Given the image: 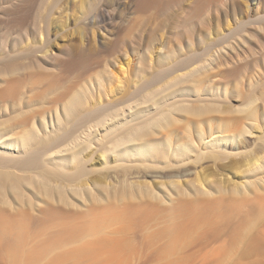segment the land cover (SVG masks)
Instances as JSON below:
<instances>
[{"label": "rangeland", "instance_id": "obj_1", "mask_svg": "<svg viewBox=\"0 0 264 264\" xmlns=\"http://www.w3.org/2000/svg\"><path fill=\"white\" fill-rule=\"evenodd\" d=\"M194 1L135 11V0H0V264H23L22 253L27 264H264V209L259 214L256 208L264 196V160L262 169L260 161L249 171L239 164L264 147V0L201 2L188 16L185 8ZM100 9L110 11L106 20ZM112 97L122 100L118 116L125 114L106 120L96 110ZM185 104L193 111L204 107L200 119L183 111ZM165 111L170 128L163 122L158 125L163 131L149 127V139L162 145L165 157L126 160L108 151L115 139L134 137L141 121L148 125ZM91 119L97 124L88 143L89 123H83ZM210 128L227 138L210 140ZM189 140L192 151L178 153ZM67 148L81 149L86 161L75 168L61 161ZM99 177L107 178V185H94ZM196 177L206 191V179L222 181L227 191L238 186L248 195L244 205L230 209L226 192L219 211L203 208L195 218L178 212L172 219L171 208L185 196L174 193L169 182L188 188ZM126 182H142L162 196L134 191L121 201L118 192ZM82 183L83 198L71 191ZM216 197L214 192L211 198ZM107 204L117 210L132 205L119 220L123 225L116 222V230L107 233L117 242L83 248L73 257L72 249L93 238L82 226ZM247 218L252 228H244ZM176 223L193 231L172 255L164 252L165 232Z\"/></svg>", "mask_w": 264, "mask_h": 264}, {"label": "bare ground", "instance_id": "obj_2", "mask_svg": "<svg viewBox=\"0 0 264 264\" xmlns=\"http://www.w3.org/2000/svg\"><path fill=\"white\" fill-rule=\"evenodd\" d=\"M175 1H177V0H135V5L133 6V7H135V11H149L150 9H153V8H160L162 5H165L166 3H170V2H175ZM218 1H220V0H196V1H194V2H191L190 3V5L187 7V8H185V11H186V14L188 15H191V14H194L196 11H198L202 6V4H201V2H203L204 4H213V3H216V2H218ZM204 7V6H203ZM161 9V8H160ZM107 13L108 14H110V11L108 10V11H105V9H100V11H99V15L104 19V20H106V16H107ZM188 15V16H189ZM73 64V63H72ZM196 69V68H195ZM191 70V69H190ZM193 70V69H192ZM194 72V71H193ZM190 73H192L191 71H190ZM179 75H180V73H179ZM178 75V76H179ZM191 75V74H190ZM185 76V75H184ZM184 78V77H183ZM170 80H171V78H169ZM177 79V78H176ZM186 79H189V78H186ZM166 80V79H165ZM168 80V79H167ZM169 80V81H170ZM178 80V79H177ZM194 80V79H193ZM164 81V80H163ZM182 81H184V80H182ZM181 81V82H182ZM187 81V80H186ZM173 82V81H172ZM185 82V81H184ZM192 82V81H191ZM174 83V82H173ZM172 83V84H173ZM177 83H178V81H177ZM164 84V83H163ZM166 84V83H165ZM172 84H170V85H172ZM169 85V86H170ZM174 85V84H173ZM175 85H176V83H175ZM158 86V85H157ZM156 86V87H157ZM168 86V85H167ZM167 86H166V88H167ZM155 88V87H154ZM163 88V87H162ZM170 88H172V87H170ZM153 89V88H152ZM165 89V88H164ZM163 89V90H164ZM168 89V88H167ZM166 89V90H167ZM158 90V89H157ZM159 91H160V89H159ZM128 92V91H127ZM150 92V91H149ZM156 94V93H155ZM127 95H128V93H127ZM120 96H121V94H120ZM124 96H125V94H124ZM129 96V95H128ZM127 96V97H128ZM75 97V96H74ZM122 97V96H121ZM140 98V97H139ZM108 99V98H107ZM106 99V100H107ZM124 100V99H123ZM69 101V100H68ZM77 101H79V100H77ZM119 101H121L122 102V100H121V98H119V97H112L110 100L108 99L107 101H105V103H103V104H105L104 106L103 105H101V108L99 109V110H96V113L98 112V113H104L103 115H105L104 116V119H106L107 120V117L109 116L111 119H115V118H117V117H121L122 115H123V113L120 115V116H118L120 113L118 112V111H120L121 110V106H120V108H119ZM144 101H146V100H144ZM139 102V101H138ZM142 102V101H141ZM155 102V101H154ZM66 103H68V102H66ZM74 103V102H73ZM75 103H76V101H75ZM144 103V102H143ZM146 103H151V102H146ZM80 104V103H79ZM142 104V103H141ZM82 105V104H81ZM121 105V104H120ZM123 105V104H122ZM127 105V104H126ZM75 106V105H74ZM124 106V105H123ZM185 106V107H184ZM144 107V106H143ZM175 107V106H174ZM182 108H183V111H185L186 113L188 112H196L195 114L196 115H198L199 116V119H200V115L202 114V109H204V107L203 108H200L199 106V108L201 109V111H200V109H198L197 111H193V107H192V105H188L187 104V106H186V104L185 105H183V106H181ZM202 107V106H201ZM68 108H70V107H68ZM180 108V107H179ZM182 108H180V109H182ZM193 108V109H192ZM65 109V108H64ZM75 109V108H74ZM96 109V108H95ZM143 109V108H142ZM163 109V108H162ZM165 109V108H164ZM172 109V108H171ZM192 109V110H191ZM210 109H212V108H210ZM213 109H214V107H213ZM132 110V109H131ZM130 110V111H131ZM137 110H139V109H137ZM161 110V109H160ZM159 110V111H160ZM215 110V109H214ZM101 111V112H100ZM123 111V110H122ZM142 111V110H141ZM241 111H242V109H241ZM137 112V111H136ZM136 112H133L132 113V115H137L138 113H136ZM139 112V111H138ZM171 112V111H170ZM172 112H173V110H172ZM182 114L183 113V115H184V112H182V110L179 112V114ZM78 114V113H77ZM125 114V113H124ZM144 114V113H143ZM158 114V113H157ZM248 116H250V117H252V115H253V111H251V110H249L248 111ZM73 115V114H72ZM82 115V114H81ZM102 115V116H103ZM156 115V114H155ZM70 116V115H69ZM84 116H85V114H84ZM152 116H154V115H152ZM160 116V115H159ZM159 116H158V118L156 119L155 118V120L152 118V117H150V118H152L153 119V122H151L150 124H146L145 122H143L142 123V121H141V124H144V125H139L138 127H139V130H137V131H135L136 133H134V134H132L134 137H129V134L127 135V133H126V136H123L122 134V136H120V138L118 137V139L116 140L115 139V141H114V143H112L111 141V143L113 144L112 145V147L108 150V151H110V153L112 152V153H114V154H116V156H118V158L119 159H129L130 157V159H132V156L134 157V156H143V155H145V156H147V157H151V158H158L160 155L161 156H163V157H165L166 155H165V153H161L160 152V150H161V146H160V149H159V146L158 145H156V144H154L153 142H151V139H149V137H150V134L152 135V133H151V131H152V128L151 127H154V126H160V124L163 122V126H164V124L166 125L165 127H163V128H168L167 127V124H169V122L171 123V121H170V116L169 115H167L166 114V111H165V113L164 114H161V117L159 118ZM73 117V116H72ZM76 117V116H75ZM86 117H88V116H86ZM86 117H84V121H85V119H86ZM108 117V118H109ZM140 117V116H139ZM149 117V116H148ZM155 117V116H154ZM172 117V116H171ZM174 117V116H173ZM70 118V117H69ZM80 118V117H79ZM101 118V117H100ZM176 118V117H175ZM203 118V117H202ZM75 119V118H74ZM88 119V118H87ZM86 119V120H87ZM92 119H94V118H92ZM91 119V120H92ZM98 119V118H97ZM143 119V118H142ZM196 119H198V118H196ZM251 119V118H250ZM68 120V119H67ZM102 120H103V117H102ZM102 120H99L100 122L102 121ZM118 120V119H117ZM144 120H146V119H144ZM143 120V121H144ZM89 121V120H88ZM86 122V124H84L83 123V125H87V123H89L88 124V126H86V128H88L89 129V133L87 134V139L86 140H88V143H89V139H90V137H91V134H92V132L94 131V129H93V124L94 125H96L97 123H96V121L94 120V123H93V120H92V122L91 121H89V122ZM110 121H112V120H110ZM150 121H152V120H150ZM175 121V120H174ZM63 122V121H62ZM68 122V121H67ZM73 122H74V120H73ZM81 122H83V120H81ZM104 122V121H103ZM134 122V121H133ZM149 122V121H148ZM147 122V123H148ZM196 122H197V120H196ZM74 123H76V121L74 122ZM78 123V122H77ZM76 123V124H77ZM100 124V123H99ZM172 124V123H171ZM72 125V124H71ZM82 125V124H81ZM122 125V124H121ZM134 125V124H133ZM162 125V124H161ZM75 126V125H74ZM77 126V125H76ZM158 126V127H159ZM67 127V126H66ZM72 127H73V125H72ZM78 127V126H77ZM112 127V126H111ZM149 127L151 128V131L149 130ZM161 127V126H160ZM157 128L156 127V129H162V131H163V128ZM130 128V127H129ZM137 128V127H136ZM170 128V127H169ZM168 128V129H169ZM247 128V127H246ZM61 129V128H60ZM108 129V128H107ZM155 129V130H156ZM63 130H65V129H63ZM68 130H69V128H68ZM111 130H113V129H111ZM129 130V129H128ZM67 131V130H66ZM110 131V130H109ZM124 131V130H123ZM161 131V130H160ZM165 131V130H164ZM55 132V131H54ZM58 132H59V130H58ZM63 132V131H62ZM69 131H67V133H68ZM72 132V131H71ZM128 132V131H127ZM130 132V131H129ZM158 132V131H157ZM215 132H217V131H215V130H212L211 128L209 129V131H208V134L206 135L207 137H209L210 138V140H211V138H217L218 137V139H226L227 137H226V135L224 136V135H219V134H215ZM244 132V131H243ZM242 132V133H243ZM248 132V131H247ZM64 133V132H63ZM95 133V132H94ZM125 133V132H124ZM133 133V132H132ZM167 133V132H166ZM202 134H199L200 136H204L205 135V132H201ZM57 134V133H56ZM65 134V133H64ZM70 134V133H69ZM76 134V133H75ZM104 134V133H103ZM102 134V135H103ZM166 135V134H165ZM51 136V135H50ZM170 136V135H169ZM58 137V136H57ZM79 137V136H78ZM168 138V137H167ZM48 139H49V137H48ZM48 139H47V141H48ZM54 139V138H53ZM52 138H51V140H53ZM65 139V138H64ZM85 139V138H84ZM190 140H193V139H191V138H189ZM50 140V141H51ZM67 140V139H66ZM70 140V139H69ZM72 140V139H71ZM82 140V139H81ZM169 140V139H168ZM187 141V143L186 142H184L185 144H183V146L182 147H180L179 149H178V153L179 152H190V151H192V146H193V144H192V142L191 141ZM209 140V139H208ZM63 141V140H62ZM75 141H77V140H75ZM102 141V140H101ZM113 141V140H112ZM24 142V141H23ZM33 142V141H32ZM36 142V141H35ZM68 142V141H67ZM80 142V141H79ZM87 142V141H86ZM166 142V141H165ZM169 142V141H168ZM61 143V142H60ZM64 143V142H63ZM63 143H62V145H63ZM84 143H85V141H84ZM51 144V143H50ZM80 144V143H79ZM87 144V143H86ZM85 144V145H86ZM170 144V143H169ZM72 145V144H71ZM75 145H76V143H75ZM88 145V144H87ZM64 146V145H63ZM69 146V145H68ZM62 147V146H61ZM64 147H66V146H64ZM63 147V148H64ZM72 147V146H71ZM80 147V146H79ZM104 147V146H103ZM109 147V146H108ZM262 147V146H261ZM57 148V147H56ZM74 148V147H73ZM102 148V147H101ZM58 149V148H57ZM61 149V148H60ZM68 149V152H69V154L68 155H65L64 154V156H60V157H58V158H60V160L62 161H68V162H73V166L74 167H72V168H75V165H81L82 163V161H84L85 160V157H83V155H82V153H81V149H72L71 148V150L69 149V148H67ZM84 149H85V147H84ZM105 149H106V147H105ZM55 150V149H54ZM54 150H52V151H54ZM59 150V149H58ZM65 150V149H64ZM63 149L62 150H60L61 152H63L64 151ZM66 151V150H65ZM103 151V152H102ZM101 152V156H103V155H106L104 152V150H102ZM107 151V152H108ZM255 151V150H254ZM59 152V151H58ZM109 153V152H108ZM212 153V152H211ZM214 153V152H213ZM250 153V152H249ZM52 154L53 153H51V156H52ZM60 154V153H59ZM208 154V153H207ZM262 154H264V147H262V148H260V149H258V150H256L255 152H253L252 151V153H250V154H247V157H245L244 158V156L241 158L242 160H241V162H243V163H239V164H241V166H242V164H243V167L245 166L246 167V169L249 171V169L250 170H252V166H254V165H256V163L257 162H259L260 161V166H261V164H263L262 163V161L264 160V156L262 155ZM55 155V154H54ZM89 155V154H88ZM211 155V154H210ZM209 155V156H210ZM212 157H213V155H211ZM198 157V156H197ZM203 157V156H202ZM204 157H205V155H204ZM49 158H51V157H49ZM83 158H84V160H83ZM87 158V157H86ZM155 158V159H156ZM52 159V158H51ZM53 159H54V157H53ZM88 159H89V157H88ZM87 159V160H88ZM129 159V160H130ZM166 159V158H165ZM215 159H216V157H215ZM105 160V159H104ZM148 160V159H147ZM54 161V160H53ZM86 161V160H85ZM197 161V160H196ZM120 162V161H119ZM171 163V162H170ZM169 163V164H170ZM75 164V165H74ZM84 164H85V162H84ZM83 164V165H84ZM116 164V163H115ZM118 164V163H117ZM122 164V163H121ZM145 165H146V163H144ZM149 164V163H148ZM238 164V165H239ZM62 165V164H61ZM125 165H127V164H125ZM257 166V165H256ZM260 166H258L260 169H262V166L260 167ZM57 167V166H56ZM101 167H102V165H101ZM61 168V167H60ZM77 168V167H76ZM78 168H79V166H78ZM93 168V167H92ZM64 169V168H63ZM83 169V168H82ZM90 169V168H89ZM184 169V168H183ZM259 169V170H260ZM66 170V169H65ZM64 170V171H65ZM74 170V169H73ZM86 170V169H85ZM93 170V169H92ZM123 170H124V172H125V174L126 173H128V169H127V166L125 167L124 166V168H123ZM64 171H63V173H64ZM78 170H76V172H77ZM80 171V170H79ZM189 170H186V173H189L188 172ZM241 171V170H240ZM246 171V170H245ZM247 171V172H248ZM55 172V171H54ZM66 172V171H65ZM69 172V171H68ZM89 172V171H88ZM123 172V171H122ZM70 173V172H69ZM78 173V172H77ZM76 173V174H77ZM185 173V172H184ZM184 173H183V175H184ZM124 174V173H123ZM190 174V173H189ZM61 175V174H60ZM71 175V174H70ZM186 175V174H185ZM209 175V174H208ZM68 176V175H67ZM83 176V175H82ZM81 176V177H82ZM42 177V176H41ZM49 177H51V176H49ZM76 177V176H75ZM78 177V176H77ZM97 177V176H96ZM197 178V177H196ZM96 179V178H95ZM41 180V179H40ZM98 181H92L93 182V184L94 185H97V184H95V183H97V182H99V183H102L103 185L105 184V185H107V178H103V177H99L98 179H97ZM197 180V181H196ZM195 181L193 180V181H191L192 183V187L190 186L189 187V185H188V188H186V187H184L183 185L182 186H180V185H178L177 183V181H171V182H169L171 185H172V187H173V191H175L174 193H176L178 196H185V197H183V199H181L180 200V203H179V198H178V203L180 204L178 207H176V208H171L170 210H171V215H172V219H174L175 218V216L178 214V212H185V213H188L187 215L189 216H191L190 218H195V216L196 215H198V212H200L201 213V211L203 210V208H207V209H210V210H217V211H219L220 209H221V204H223V201H224V199L222 198V197H224V196H222L223 195V193H224V195L226 194V192H228V194L230 195H227V196H229L228 198V200H230L229 202L230 203H232V205L231 204H229V202H228V204H227V206H229V208L230 207H232V208H230V209H233V210H235L236 208L238 209V207L240 208V205L241 204H243L244 202H245V200L247 199H245V197H247L248 195H247V193H246V191L244 192L243 190H244V188L242 189V191H243V193L242 192H239V190H240V188L237 186V187H233L232 189H229V191H227V189L225 190V188L224 187H222L221 185H222V181H221V183L220 182H218V179H217V181L215 182H211V181H207V179L205 180L206 182V185L207 186H209V189L206 191V190H204V189H201V187H202V183H200L199 181H198V178L196 179ZM209 180V179H208ZM88 181H90V180H88ZM169 181V180H168ZM43 182V180H41V182L40 183H42ZM45 182V181H44ZM47 182V181H46ZM54 182V181H53ZM58 182V181H57ZM112 182V181H111ZM110 182V180L108 181V184H110L111 183ZM180 182V181H179ZM197 183V184H199V186H197V185H195L194 183ZM218 182V183H217ZM247 183H248V181H246ZM54 183H56V181L54 182ZM135 182H130V184L128 183V182H126V183H122L123 185L121 186V188H120V190H119V194H120V192H122V196L120 197V198H118V199H121V201H123V200H125V199H127V198H131L130 197V195L135 191V192H137V194H139L140 193V195H141V193H143V195H144V193L145 194H148V195H153V196H156L157 198H159L160 196H162L161 194H160V196H157V194L154 192V190H152L151 188H149V187H147V185H144V183H142L141 182V184H138V185H136L135 186V184H134ZM137 183V182H136ZM185 183H187V181L185 182ZM56 184H58V183H56ZM85 184H87V182H85ZM102 184H100V185H102ZM117 184V183H116ZM120 184V183H119ZM118 184V185H119ZM168 184V183H167ZM243 184V183H242ZM249 184V183H248ZM263 184V183H262ZM49 185H50V183H49ZM103 185H102V187H103ZM149 185V184H148ZM163 185V184H162ZM42 186V185H41ZM76 187L73 189V190H71V191H74L77 195H82V190L84 189L83 188V186H84V184L82 183V184H78V185H75ZM201 186V187H200ZM242 186V185H241ZM262 186H264V185H262ZM261 186V187H262ZM50 187V186H49ZM105 187V186H104ZM120 187V186H119ZM47 188V187H46ZM70 188V187H69ZM238 188V189H237ZM58 189V188H57ZM92 189V188H91ZM116 189L117 188H115L114 189V192L116 191ZM43 190H44V188H43ZM66 190V189H65ZM68 190V189H67ZM87 190V189H86ZM86 190H84V191H86ZM105 190H107V189H105ZM51 191V190H50ZM70 191V190H69ZM101 191V190H100ZM107 191H109V190H107ZM106 191V192H107ZM172 191V192H173ZM254 191H256V190H254ZM262 191V190H261ZM87 192H88V190H87ZM106 192H104V193H106ZM128 192V193H127ZM169 192V191H168ZM214 192H216V193H218V197H216V198H211L212 197V195H213V193ZM264 192V191H263ZM262 192V193H263ZM62 193V192H61ZM108 193V192H107ZM127 193L128 195H129V193H130V195L128 196V195H125V194ZM74 194V193H73ZM110 194V193H109ZM134 194V193H133ZM132 194V195H133ZM250 194V193H249ZM260 194V193H259ZM75 195V194H74ZM83 195H85V194H83ZM82 195V198L84 197ZM96 195V194H95ZM115 195H117L116 193H115ZM131 195V196H132ZM140 195H139V197H140ZM147 195V196H148ZM170 195V194H169ZM262 195H264V194H262ZM86 196V195H85ZM110 196V195H109ZM127 196V197H126ZM136 196V195H135ZM138 196V195H137ZM146 196V197H147ZM173 196V195H172ZM261 196V195H260ZM97 197V196H96ZM111 197V196H110ZM134 197V196H133ZM150 197V196H149ZM155 197V198H156ZM177 197V196H176ZM259 197V196H258ZM262 197V196H261ZM67 198V197H66ZM106 198V197H105ZM141 198H143V197H141ZM141 198H140V200H141ZM154 198V199H155ZM185 198V199H184ZM221 198L223 199L222 200V203H221ZM226 198V197H225ZM65 199V198H64ZM95 199V198H94ZM110 199V198H109ZM109 199H107V200H109ZM133 199V198H132ZM131 199V200H132ZM245 199V200H244ZM258 199V198H257ZM262 201L260 202L259 201V203L258 204H256V208L259 210V214H261L260 212H262V211H260V210H263L264 209V196L262 197ZM93 200V199H92ZM101 200V199H100ZM113 201H114V203H115V200H114V198L112 199ZM135 200H137V198L135 199ZM227 200V199H226ZM102 201V200H101ZM105 201V200H104ZM157 201H159V199L157 200ZM69 202V201H68ZM132 202H134V201H132ZM131 202V203H132ZM225 202V201H224ZM101 203V202H100ZM106 203H108V202H106ZM106 203H104V204H106ZM114 203H112V205H114ZM129 203V202H128ZM104 204H102V205H104ZM127 204V203H126ZM110 205V204H109ZM118 205V204H117ZM123 205V204H122ZM136 205V204H135ZM139 205V204H138ZM226 205V204H225ZM225 205L223 204L222 206H224L225 207ZM244 205V204H243ZM258 205V206H257ZM96 206V205H95ZM107 206H108V204H107ZM106 206V207H107ZM115 206V205H114ZM132 206V205H131ZM131 206H130V208H129V206H128V208H126V209H121V210H117L115 207L113 208V206H108L109 208H107L106 209V207L105 208H103L104 210H100V214H92V216L90 217L91 219H89L88 220V223H86L85 225H83L82 226V229H81V231H83V234L85 233L86 235H89V236H91V235H93V238L91 239V241H87V239L85 240L86 241V243H84V241H82L83 242V245H82V243H81V246L82 247H79L78 245V248L76 249L75 248V250L74 249H72L71 251H72V255L74 254V256L73 257H75L76 255H78V254H76V253H79L83 248L84 249H86L85 250V252L87 251L88 252V249L90 250V248H92L93 246H95V247H98V246H102L103 244V246L102 247H104V246H107V245H114V243H116V242H114V240H112L111 238H109L110 236H108L107 235V233H109V231H111L112 232V230H116V229H114L115 227H116V222H119V220L121 219V218H123V216H125L124 214L125 213H127V212H129V211H131ZM144 206V205H143ZM147 206V205H146ZM151 206V205H150ZM100 207V206H99ZM98 207V208H99ZM123 207V206H122ZM140 207H141V205H140ZM149 207V206H148ZM175 207V206H174ZM97 208V209H98ZM135 208V207H134ZM144 208V207H143ZM229 208H227L226 207V209H229ZM89 209V208H88ZM102 209V208H101ZM114 209H116V210H114ZM142 209V208H141ZM152 209V208H151ZM204 209V210H205ZM206 209V210H207ZM255 209V208H254ZM139 210V209H138ZM150 210V209H149ZM94 211V210H93ZM96 211H98V210H96ZM147 211V210H146ZM152 211V210H151ZM151 211H150V213H151ZM257 211V210H256ZM235 212V211H234ZM99 213V212H98ZM144 213V212H143ZM168 213H169V211H168ZM257 214H258V211H257ZM86 216H87V214H85ZM184 215V214H183ZM207 215V214H206ZM219 215V214H218ZM254 215V214H253ZM85 217V216H84ZM189 218V217H188ZM212 218V217H211ZM252 218V217H251ZM254 219H255V216L253 217ZM252 218V220H253V222H254V219ZM257 218V217H256ZM186 219V218H185ZM199 219V218H198ZM202 219H203V217H202ZM248 219V218H247ZM85 220V219H84ZM117 220V221H116ZM123 220V219H122ZM120 221V222H123V221ZM194 220V219H193ZM197 220V219H196ZM208 220V219H207ZM252 220L250 221V219H248V221H245V226H244V228L246 229V228H249V227H251V225L253 224L252 223ZM125 221H127V220H125ZM203 221H204V219H203ZM202 221V222H203ZM119 222V223H120ZM189 222V221H188ZM188 222H186L187 223V225H188ZM191 222V221H190ZM198 222V221H197ZM121 224V223H120ZM120 224H118V225H120ZM194 224V223H193ZM14 225V224H13ZM117 225V226H118ZM121 225H123V224H121ZM243 225V224H242ZM254 225V224H253ZM252 225V226H253ZM15 226L18 228V229H22L23 228V224L21 223V222H18V223H15ZM64 226V225H63ZM14 227V226H13ZM77 227V226H76ZM120 227V226H119ZM125 227H126V224H125ZM125 227H124V229H125ZM193 227V226H192ZM117 228V227H116ZM171 228V229H170ZM252 228V227H251ZM17 229V230H18ZM242 229H243V226H242ZM77 230H78V228H77ZM191 229H190V227L188 228L186 225L184 226V225H180L179 223H176L175 224V226L172 228V227H169L168 228V230H166V232L165 233H167V236H168V242H167V244H166V247H165V253H171V252H173V254L172 255H174V249H176L177 247H179L180 248V245L181 244H184L187 240L186 239H188V237L189 238H191V235H190V232H192V231H190ZM119 231V234H120V230H118ZM19 232H21V231H19ZM242 232V231H241ZM79 233V232H78ZM81 233V232H80ZM160 233H162V232H160ZM239 233H240V231H239ZM193 234V233H192ZM242 234V233H241ZM245 234V233H244ZM16 235V234H15ZM68 235V234H67ZM243 235V234H242ZM108 236V237H107ZM123 236V235H122ZM86 237V236H85ZM241 237V236H240ZM65 238V237H64ZM69 238V237H68ZM81 238V237H80ZM87 238V237H86ZM84 239V238H83ZM116 239V238H115ZM120 239V238H119ZM79 240V239H78ZM15 241V240H14ZM20 241V240H19ZM73 241V240H72ZM76 241V240H75ZM122 241H124V240H122ZM167 241V240H166ZM185 241V242H184ZM77 242V241H76ZM79 242V241H78ZM78 242H77V244H78ZM81 242V241H80ZM52 243V242H51ZM50 243V244H51ZM54 243V242H53ZM52 243V244H53ZM73 243V242H72ZM109 245V246H110ZM72 246V245H71ZM108 246V247H109ZM13 247V246H12ZM95 247H94V249H95ZM127 247V246H126ZM88 248V249H87ZM98 248H100V247H98ZM112 248V247H111ZM111 248H109L110 250H111ZM114 248H116L115 246H114ZM120 248V247H119ZM33 249V248H32ZM113 249V248H112ZM118 249V248H117ZM73 250H74V252H73ZM91 250H93V248L91 249ZM99 250V249H98ZM107 250V249H106ZM115 250V249H114ZM118 250H120V249H118ZM36 251V250H35ZM68 251H69V249H68ZM178 251V250H177ZM10 252V251H9ZM96 252V251H95ZM99 252V251H98ZM101 252V251H100ZM118 252V251H117ZM68 253V252H67ZM92 253H94V252H92ZM103 253H104V251H103ZM110 253V252H109ZM119 253H121L120 251H119ZM12 254V253H11ZM18 254V253H17ZM68 254H70V253H68ZM67 254V255H68ZM82 254V252H80L79 253V255H81ZM91 254V253H90ZM95 254V253H94ZM13 255V254H12ZM11 255V256H12ZM24 255V253H22V255L21 256H19V257H21V258H19V257H17V258H19V259H21V260H19V261H21V263H23V264H27L28 263V261H23L22 262V257H24L23 256ZM98 255V254H97ZM122 255V254H121ZM9 256V255H8ZM14 256H15V254H14ZM27 256V258L29 257V255H26ZM25 256V257H26ZM34 256V255H33ZM40 256V255H39ZM69 256V255H68ZM90 256V255H89ZM94 256V255H93ZM101 256V255H100ZM108 256V255H107ZM38 257V256H37ZM77 257V256H76ZM87 257V256H86ZM96 257V256H95ZM103 257V256H102ZM109 257V256H108ZM116 257V256H115ZM119 257V256H118ZM176 257V256H175ZM14 257H12L11 258V260L13 259ZM15 258H16V256H15ZM17 258L15 259V260H17ZM32 258V257H31ZM30 257H29V259H31ZM39 258V257H38ZM37 258V259H38ZM79 258V257H78ZM101 258V257H100ZM106 257H104V259H105ZM77 259V258H76ZM89 259V258H88ZM92 259H93V257H92ZM91 258H90V260H92ZM103 259V258H102ZM121 259H122V257H121ZM176 259V258H175ZM23 260H25V258L23 259ZM87 260V259H86ZM30 261H32V260H29V262ZM173 261V260H172ZM18 264H19V262H17ZM94 263V262H93ZM97 264V263H96ZM107 264H108V262H107ZM120 264H121V262H120Z\"/></svg>", "mask_w": 264, "mask_h": 264}]
</instances>
